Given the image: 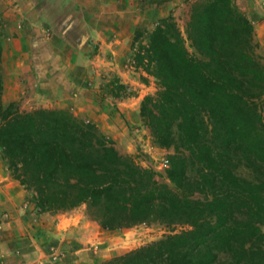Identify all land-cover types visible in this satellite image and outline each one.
Returning <instances> with one entry per match:
<instances>
[{"label":"trees","instance_id":"16d2710c","mask_svg":"<svg viewBox=\"0 0 264 264\" xmlns=\"http://www.w3.org/2000/svg\"><path fill=\"white\" fill-rule=\"evenodd\" d=\"M185 35L168 16L132 38L136 66L158 85L139 116L156 146L173 149L169 186L90 121L4 105L0 58V157L37 209L85 205L107 231L186 227L104 264H264V60L254 27L233 0H196Z\"/></svg>","mask_w":264,"mask_h":264},{"label":"rangeland","instance_id":"374dc122","mask_svg":"<svg viewBox=\"0 0 264 264\" xmlns=\"http://www.w3.org/2000/svg\"><path fill=\"white\" fill-rule=\"evenodd\" d=\"M195 1L156 6L149 0H0V58L6 69L2 95L10 91V102L5 98L3 104L15 103L21 112L64 110L90 121L120 154L169 186L159 164L173 149L156 146L139 116L141 101L158 85L136 66L132 38L135 29L150 31L168 16L185 38ZM233 2L252 23L256 53L264 60V5L258 0ZM123 41L127 46L121 50ZM186 46L192 52L188 42ZM114 80L124 86L121 96L112 94ZM1 166L7 169L3 161ZM14 194L19 195L16 213L4 218L11 222L8 236L0 215V264H104L186 228L150 222L107 231L91 220L85 205L44 212L20 184ZM80 221L92 229L79 227Z\"/></svg>","mask_w":264,"mask_h":264},{"label":"crops","instance_id":"0c3cea01","mask_svg":"<svg viewBox=\"0 0 264 264\" xmlns=\"http://www.w3.org/2000/svg\"><path fill=\"white\" fill-rule=\"evenodd\" d=\"M74 1H75L74 3H76V0H74ZM258 1H259L260 4L264 5V0H258ZM27 4H28V2H27ZM16 7H17V5H16ZM105 24L110 26L109 25V21H106ZM122 25L124 26V24H122ZM90 41L93 42L92 39H90ZM123 43H124V41H123ZM126 46H125V43H124V46L122 44V46L120 47L121 50L122 49L124 50L126 48ZM4 70H6V69H4ZM8 90H9V88H8ZM8 90H7V94H5V92L3 93L2 99L5 101V98H7V102L8 101L10 102V99H8V98H10L9 97L10 96V91H8ZM3 100H2V102H3ZM107 133L111 134V131L110 132L108 131ZM1 161L2 160H1V157H0V215L3 218L2 219V221H3L2 222L3 223L2 227H3V230H4V234H5V236H8V234L5 233V232H7L6 231V229H7L6 226H8L9 223H11V222H5L6 221L5 219L7 217L11 218L16 213L14 211H15V207L18 204L19 195L18 194H14V192H18L19 183H18V181H16L13 178H11L9 176V174H7V169L3 170L2 166H1ZM11 211H13L14 214H12ZM78 226L81 227V228H85L87 230H91L92 229V226L89 223H86V221L85 222L80 221Z\"/></svg>","mask_w":264,"mask_h":264},{"label":"built area","instance_id":"2783aa9c","mask_svg":"<svg viewBox=\"0 0 264 264\" xmlns=\"http://www.w3.org/2000/svg\"><path fill=\"white\" fill-rule=\"evenodd\" d=\"M168 168V160L167 159H162V161L159 164V170L160 171H165V169Z\"/></svg>","mask_w":264,"mask_h":264}]
</instances>
